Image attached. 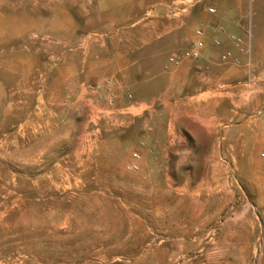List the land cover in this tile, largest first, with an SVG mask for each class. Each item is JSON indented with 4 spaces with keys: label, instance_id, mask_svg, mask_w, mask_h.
<instances>
[{
    "label": "rangeland",
    "instance_id": "374dc122",
    "mask_svg": "<svg viewBox=\"0 0 264 264\" xmlns=\"http://www.w3.org/2000/svg\"><path fill=\"white\" fill-rule=\"evenodd\" d=\"M220 20L264 0H0V264H264V93L167 63Z\"/></svg>",
    "mask_w": 264,
    "mask_h": 264
},
{
    "label": "crops",
    "instance_id": "0c3cea01",
    "mask_svg": "<svg viewBox=\"0 0 264 264\" xmlns=\"http://www.w3.org/2000/svg\"><path fill=\"white\" fill-rule=\"evenodd\" d=\"M235 37L240 38L241 42L237 43L234 39ZM202 38L204 46L201 49V57L199 60H194L195 67L200 68V70L193 71L195 74L208 77L210 82H216L214 86L216 85L217 87L218 82L239 81L236 84L237 87H244V85L248 87L250 84V86H257L264 93V80L259 81V78L252 79L250 77L249 81H247V75L248 73L251 74L253 67L264 66V32H259L252 24L250 26L246 25L242 20L237 23L220 20L217 21L216 27L212 31L206 32ZM216 40L220 41L219 45H216ZM261 45L262 47L259 48ZM226 53H229V58L226 62H222L221 57ZM183 63L178 65V67L184 65ZM205 68L208 71H205ZM222 70L226 71L225 75H218ZM248 70L250 72L247 73ZM206 73L208 76L205 75ZM225 86L230 88L232 84ZM207 93H209V96L204 95ZM226 93L227 96H232L231 93ZM179 99L178 103L183 104L186 109L194 108V111L204 110L198 113L199 116H204H198L203 125L204 136H199V138L191 134L193 144L215 145L219 131L218 95L215 90L209 89L208 92L202 93L198 91L186 92ZM168 105H170V102ZM207 107L210 108L208 113L205 112ZM262 113L264 114V110ZM185 114H189V110H186Z\"/></svg>",
    "mask_w": 264,
    "mask_h": 264
},
{
    "label": "built area",
    "instance_id": "2783aa9c",
    "mask_svg": "<svg viewBox=\"0 0 264 264\" xmlns=\"http://www.w3.org/2000/svg\"><path fill=\"white\" fill-rule=\"evenodd\" d=\"M209 11L211 13H215L216 9L215 8H209ZM203 34H204V32L202 30L197 29L195 32L196 40H194L192 42V44L187 49H185L181 54L171 55L170 57H168L167 63L169 65L178 66L185 59L199 60L201 57V49L204 46V40L202 38ZM234 39H235V41H237V43L241 42L240 38L235 37ZM215 43H216V45H219L220 41L216 40ZM228 58H229V53L223 54L221 57L222 62H226L228 60ZM263 110H264V103H263ZM261 156L264 157V151L261 153ZM135 157H138V155L135 154Z\"/></svg>",
    "mask_w": 264,
    "mask_h": 264
}]
</instances>
